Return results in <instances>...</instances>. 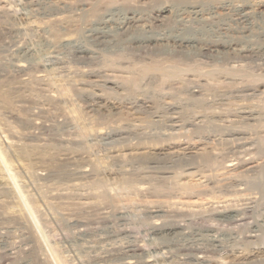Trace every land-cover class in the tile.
I'll return each instance as SVG.
<instances>
[{"label":"rangeland","instance_id":"obj_1","mask_svg":"<svg viewBox=\"0 0 264 264\" xmlns=\"http://www.w3.org/2000/svg\"><path fill=\"white\" fill-rule=\"evenodd\" d=\"M166 2L169 21L150 26ZM256 2L0 0V156L68 264H127L118 254L96 259L110 242L142 246L130 264H264V53L138 51L129 38L88 37L108 13L138 11L150 21L142 30L262 47L264 9L240 17ZM77 45L91 54L77 55ZM22 59L26 69H13ZM14 197L1 173L0 264H28Z\"/></svg>","mask_w":264,"mask_h":264},{"label":"bare ground","instance_id":"obj_2","mask_svg":"<svg viewBox=\"0 0 264 264\" xmlns=\"http://www.w3.org/2000/svg\"><path fill=\"white\" fill-rule=\"evenodd\" d=\"M33 1V0H30V2ZM96 1V0H95ZM99 1V0H98ZM114 1V0H113ZM262 1V0H261ZM197 2V1H196ZM27 3V2H26ZM40 3V1H39ZM103 3V2H102ZM189 3V2H188ZM31 5L33 3H30ZM95 4V3H93ZM200 4V2H199ZM36 5V4H35ZM42 5V3H41ZM106 5V4H105ZM108 5V4H107ZM160 5V4H159ZM190 5V4H189ZM29 6V5H28ZM94 6V5H93ZM109 6V5H108ZM121 7V6H120ZM139 7V6H138ZM199 7V6H198ZM201 7V6H200ZM49 8V7H48ZM112 8V6H111ZM249 8V7H248ZM35 9V8H34ZM55 9V8H54ZM106 9V8H105ZM109 9V8H108ZM260 9H264V3L261 4V3H257L256 2V5L254 6V8H249V9H244L241 14H240V17L241 19L243 20H249V18L253 15V13L255 14V12H257V10L259 11ZM113 10V9H112ZM117 10V9H116ZM204 10V9H203ZM238 10V9H237ZM24 11V10H23ZM35 11V10H34ZM110 11V10H109ZM119 11V10H118ZM73 12V11H72ZM107 12V11H106ZM148 12V11H147ZM4 13V12H3ZM24 13V12H23ZM43 13V12H42ZM80 13V12H79ZM114 13V11H113ZM260 13V12H259ZM117 15L116 17H118L120 15L119 14H115ZM169 15L171 16V8L167 5V2H166V5H161L159 6V8L157 10H155V13H154V17H153V20H152V24H149L150 21L148 20L149 18H147L145 15L141 14V12L139 13L138 11H129L127 13L124 14V16L122 18H115L114 15L112 13H108V15L104 16V18L102 19V17L100 19H102V21L100 23H98L99 21H97V26L94 27L93 25V28H91V32L89 34V38L95 40L96 41H104V40H112L113 42H116V41H120L123 42L125 40H119L120 37H124L125 39H130L131 40V45L130 46H133L134 49L137 48L138 51H146L147 49L149 48H157L158 49H166V48H169L171 46H173L174 48L173 49H185L187 50L186 48H192L193 50H195L196 52H199V53H214V52H218V51H230L231 54L233 55H236V56H252V55H256V54H259V53H262L261 55H263L264 53V46L262 47H257L255 43H249V41H247L248 43H242V41H238V40H231L230 41H226V43H221L217 41H212V40H208V39H204L202 38V36H204V34H202L201 32H198L196 33L195 31H191V32H187L186 34L184 35H176L173 33L171 34V29L168 30L167 32H152V31H146V30H142V29H139V28H151L150 26H152L154 23H157V24H163V21H165L166 19H168ZM258 16V15H257ZM34 17V16H33ZM66 17V16H65ZM69 17V16H68ZM178 17V16H177ZM255 17V16H253ZM25 18V17H24ZM78 18V17H77ZM252 18V17H251ZM263 18V17H262ZM46 19V18H45ZM50 19V18H49ZM57 19V18H56ZM59 19V18H58ZM48 20V19H47ZM51 20V19H50ZM83 20V19H82ZM98 20V19H97ZM260 20V19H259ZM56 21V20H55ZM154 21V23H153ZM169 21V19H168ZM45 22V21H44ZM264 22V21H263ZM26 23V22H25ZM54 23V22H53ZM80 23V22H79ZM96 23V22H95ZM95 23H92V24H95ZM177 23V22H176ZM175 23V24H176ZM87 24V23H86ZM148 24L150 26H148ZM171 24V23H170ZM89 25V24H88ZM173 25V24H172ZM184 25V24H183ZM244 25V24H243ZM261 25V24H260ZM87 26V25H86ZM170 26V25H169ZM168 28H171V26ZM40 27V26H39ZM159 27V26H158ZM88 29V28H87ZM147 29V28H146ZM162 30V29H161ZM165 30V29H164ZM212 30V29H211ZM244 30V29H243ZM247 30V29H246ZM89 31V30H88ZM155 31V30H154ZM254 31V29H253ZM84 32V31H83ZM37 33V32H36ZM89 33V32H88ZM208 33V32H207ZM263 33V32H262ZM219 34V33H218ZM5 35V34H4ZM74 35V34H73ZM87 36V34H86ZM236 36V35H235ZM264 36V35H263ZM206 37V36H204ZM211 37V36H210ZM225 37V36H224ZM251 37V36H250ZM232 38V37H231ZM239 38V37H238ZM256 38V37H255ZM86 39V38H85ZM234 39H237V38H234ZM46 40V39H45ZM90 40V39H89ZM48 41V40H47ZM68 41V40H67ZM83 41V40H82ZM264 41V40H263ZM83 42H86V41H83ZM93 42V41H91ZM106 42V41H105ZM127 42V41H126ZM75 43V42H74ZM80 43V42H79ZM104 43V42H103ZM106 43H109V42H106ZM105 43V44H106ZM120 43L118 44V46H120ZM264 43V42H263ZM22 44V43H21ZM67 44V43H66ZM89 44V43H88ZM91 44V43H90ZM114 44V43H113ZM112 44V45H113ZM128 44V43H127ZM247 44V45H246ZM9 45V44H8ZM65 45V44H63ZM75 45V44H74ZM84 45V43H83ZM83 45L81 46H74L75 47V52L77 55H88V54H91L88 50L89 49H86L85 46L84 48L82 47ZM86 45V43H85ZM92 45V44H91ZM95 45V44H94ZM111 45V46H112ZM38 46V45H37ZM67 46V45H66ZM96 46V45H95ZM98 46V45H97ZM114 46V45H113ZM123 46V45H121ZM126 46V45H125ZM10 47V46H9ZM22 48V47H21ZM98 48V47H97ZM101 48V47H100ZM116 48V47H115ZM114 48V49H115ZM123 48V47H122ZM15 49V48H14ZM19 49V48H18ZM25 49V47H24ZM29 49V48H27ZM26 49V50H27ZM34 49V48H32ZM39 49V48H38ZM37 49V50H38ZM72 49V48H71ZM93 49V48H92ZM105 49V48H104ZM118 49V48H116ZM120 49V48H119ZM10 50V49H9ZM47 50V49H46ZM70 50V49H69ZM98 50V49H97ZM108 50V49H107ZM106 50V51H107ZM51 51V50H50ZM112 51V50H111ZM110 51V52H111ZM120 51H124V50H120ZM137 51V50H136ZM160 51V50H158ZM157 51V52H158ZM169 51V50H168ZM166 51V52H168ZM194 51V52H195ZM19 52V51H18ZM22 52V51H21ZM27 52V51H26ZM46 53V51H44ZM69 52V51H68ZM94 52V50H93ZM109 52V51H108ZM114 52H117V50H115ZM113 52V53H114ZM129 52V51H128ZM133 52V51H132ZM38 53V51L36 52ZM34 53V54H36ZM54 53V52H53ZM112 53V52H111ZM152 53V52H150ZM94 54V53H92ZM115 54V53H114ZM158 54V53H157ZM29 55V54H28ZM40 54H37L34 56V62H39L38 59H39V56ZM53 55V54H52ZM120 55V54H119ZM30 56V55H29ZM41 56V55H40ZM91 56V55H90ZM89 56V57H90ZM99 56V54H98ZM135 56V55H134ZM45 57V56H44ZM51 57V56H50ZM49 57V58H50ZM80 57V56H79ZM30 58V57H29ZM33 58V57H32ZM47 58V57H46ZM81 58V57H80ZM8 59V58H6ZM21 59V58H20ZM31 59V58H30ZM42 59V58H41ZM48 59V58H47ZM87 59V58H86ZM23 60V59H22ZM15 60L14 62H12L11 66L13 67V69H15L16 71H24L27 67V65L25 64V61L23 60ZM28 60V59H27ZM26 60V61H27ZM45 60V59H44ZM58 60V59H57ZM36 62V64H37ZM51 62V61H50ZM30 63V62H29ZM32 63V62H31ZM61 63V62H60ZM1 64V63H0ZM79 64V63H78ZM42 65V64H40ZM59 65V64H58ZM7 66V65H6ZM30 66V65H29ZM32 66V65H31ZM39 66V64L37 65ZM44 66V65H43ZM120 68V67H119ZM33 69V68H32ZM36 69V68H35ZM45 69V68H44ZM43 70V69H42ZM93 70V69H92ZM133 70V69H132ZM119 71V70H118ZM45 72V71H44ZM47 72V71H46ZM50 72V71H49ZM89 72V71H88ZM101 77V76H100ZM110 80V79H109ZM118 80V79H117ZM112 81V80H111ZM104 82V81H103ZM113 82V81H112ZM255 87V86H254ZM83 90V89H82ZM91 95L93 96L94 94L91 93ZM100 95V94H99ZM111 95V94H109ZM97 97V96H96ZM101 98V97H100ZM4 100H2V102H4L5 105H9L10 104V100H8L7 97H4L3 98ZM12 106V105H11ZM110 107V106H109ZM250 112V111H249ZM255 112V111H254ZM217 114V113H216ZM245 114V113H244ZM206 115V114H205ZM212 115V114H211ZM264 115V114H263ZM109 116V115H108ZM154 116V115H153ZM164 116V115H163ZM217 116V115H215ZM248 116V115H247ZM166 117V116H165ZM259 117V116H258ZM133 119V118H132ZM255 120H259V119H255ZM239 121V120H238ZM189 124V123H187ZM256 125V124H255ZM254 125V126H255ZM259 125V124H258ZM137 126V125H136ZM253 126V127H254ZM149 128V127H148ZM109 129V128H108ZM133 129V128H132ZM125 130V129H124ZM166 131V130H165ZM118 132V131H117ZM116 132V133H117ZM105 133V132H104ZM121 135V134H120ZM120 142V141H119ZM134 145V144H133ZM137 145V144H135ZM140 145V144H139ZM141 147V146H140ZM144 148V147H143ZM140 153V152H139ZM164 153V152H163ZM167 155V154H166ZM142 156V155H140ZM168 156V155H167ZM111 157V156H110ZM147 158V157H146ZM158 158V157H157ZM134 160V159H133ZM132 161V160H131ZM130 161V162H131ZM146 161V160H145ZM206 161V160H205ZM203 161V162H205ZM124 163V162H123ZM206 163V162H205ZM140 164V163H139ZM163 164V163H162ZM231 164H229L230 166ZM228 166V167H229ZM232 166V165H231ZM110 167V166H109ZM157 168V167H156ZM109 170V169H108ZM127 171V170H126ZM152 171V170H151ZM2 173V175H5L8 177V179H10V183L12 185V190L14 191V195L17 199V203H19L18 205H20V207L18 206V212H19V215L16 213L17 216H20L21 219H23L24 221V226H25V223H26V229H24V231L27 230V236L28 237H24L26 239V241L24 240V244L25 245V248L22 250L23 247H21V250H22V255L24 256V258L27 260L28 264H68V262H66V258L64 256H62V253H60L61 251H59V249H57V247H55L54 245H52V242L51 244L47 242V240L45 239V236L43 237L42 234H41V231H40V227L39 225L41 224H37L36 222L38 223H41L40 221H35L37 220V207L34 203V201H32L28 195H25L23 196L20 191L17 189V186L16 184H14V181L13 179L11 178V175H10V164H8L6 162V160L4 158H2L0 156V174ZM146 173V172H145ZM109 175V174H108ZM154 177V176H153ZM82 178V177H81ZM128 180V179H127ZM137 186V185H136ZM207 186V185H206ZM142 187V186H141ZM185 192V191H184ZM136 193V192H135ZM237 193V192H236ZM188 194V193H187ZM3 195V194H2ZM185 195V194H184ZM97 196V195H96ZM107 197V196H105ZM98 199V198H97ZM109 199V198H108ZM115 199V198H114ZM125 200V199H124ZM2 201V200H1ZM3 202V201H2ZM107 202V201H106ZM4 203V202H3ZM8 203V202H7ZM16 203V204H17ZM9 204V203H8ZM92 204V203H91ZM2 205V204H1ZM15 205V204H14ZM105 205V204H104ZM17 206V205H16ZM1 207V206H0ZM90 207V206H89ZM21 208V209H19ZM12 209V208H11ZM10 210V209H9ZM14 210V209H13ZM16 210V209H15ZM100 210V209H99ZM11 211V210H10ZM190 211V210H189ZM228 211V210H227ZM229 211H232V210H229ZM7 212V211H6ZM13 212V211H12ZM153 212V211H152ZM151 212V213H152ZM225 212V211H224ZM156 213V212H154ZM5 214V213H4ZM96 214V213H95ZM215 214V213H214ZM243 214V213H242ZM13 215H15L13 213ZM108 215V214H107ZM12 216V215H11ZM153 217V215H151ZM157 216V215H156ZM13 217V216H12ZM41 217V216H40ZM97 217V216H96ZM229 217V216H228ZM5 218V217H4ZM9 218V217H8ZM17 218V217H15ZM19 218V217H18ZM36 218V219H35ZM157 218V217H155ZM185 218V217H184ZM227 218V217H226ZM41 218H39L40 220ZM85 219V218H84ZM7 220V219H6ZM10 220V219H9ZM20 220V219H19ZM98 220V219H97ZM100 220V219H99ZM155 220V219H154ZM169 220V219H168ZM237 220V219H236ZM235 220V221H236ZM56 221V219H55ZM66 221V220H65ZM70 221V220H69ZM166 221V220H165ZM164 221V222H165ZM181 221V220H180ZM241 221V220H240ZM263 221V220H262ZM1 222V221H0ZM14 222V221H12ZM21 222V221H20ZM59 222V221H58ZM9 223V222H8ZM43 223V222H42ZM46 223V222H45ZM84 223V222H83ZM81 224L80 226L83 228V225L85 224ZM186 223V222H185ZM234 223V222H233ZM21 224V223H20ZM96 224V223H95ZM259 224V223H258ZM263 224V223H262ZM43 225V224H42ZM154 225V226H153ZM153 227L154 229L155 228H158V225L156 224V222H153ZM187 225V224H186ZM69 226V225H68ZM67 226V227H68ZM86 226V225H84ZM165 226V225H164ZM181 226V225H180ZM240 226V225H239ZM260 226V225H259ZM5 227V226H4ZM80 227V228H81ZM152 227V228H153ZM176 228H178L179 226H175ZM174 227V228H175ZM248 227V226H247ZM264 227V225H263ZM3 228V227H2ZM88 228V227H87ZM86 228V229H87ZM182 228V227H181ZM211 229V228H210ZM101 230V229H100ZM179 230V228H178ZM181 230V229H180ZM253 230V229H252ZM96 232V231H95ZM152 232V231H150ZM2 233V232H0ZM22 233V232H21ZM93 233V232H92ZM111 233V232H110ZM123 233V232H122ZM197 233V232H196ZM87 234V233H86ZM84 234L82 231L79 232L78 230V233L76 236L77 239L81 240V241H84L85 238L84 236L86 235ZM93 236V234H91ZM102 235V234H101ZM113 235V234H112ZM111 235V236H112ZM254 235V234H253ZM252 235V236H253ZM96 235L94 234V239L96 238L95 237ZM115 236V234H114ZM215 236V235H214ZM221 236V235H220ZM248 236V235H246ZM250 236V235H249ZM18 237V236H16ZM86 237H90V236H87ZM212 237V236H211ZM104 238V236H103ZM102 238V239H103ZM116 238V237H115ZM129 238V237H128ZM194 238V237H193ZM89 239V238H88ZM91 239V238H90ZM94 239L92 238V241H94ZM100 239V238H99ZM214 239V238H213ZM221 239V238H220ZM191 240V239H190ZM19 241V240H18ZM78 241V240H77ZM96 241V239H95ZM97 241H100L98 240V237H97ZM115 241V240H114ZM113 241V242H114ZM118 241V240H117ZM129 241V240H128ZM155 241V240H154ZM213 242V240H211ZM10 242V241H9ZM17 242V241H16ZM79 242V241H78ZM86 243V241H84ZM88 242V241H87ZM127 242V241H126ZM136 242V240L134 241ZM19 243V242H18ZM89 243V242H88ZM87 243V245H88ZM94 243V242H93ZM103 243V242H102ZM111 243V242H110ZM108 244V245H111L109 247H105V249H102L100 250L97 254H96V259L97 260H107L109 259V257H111L112 255L114 254H118L119 256H123L124 260L126 261L127 264H130L131 263V260H132V254L134 255V253L136 252H142L143 248H141L139 245L137 244H130V243H125L124 245H120V246H113L112 243L111 244ZM122 243V242H121ZM120 243V244H121ZM124 243V242H123ZM132 243V242H131ZM171 243V242H170ZM8 244V243H7ZM104 244V243H103ZM119 244V243H118ZM203 244V243H202ZM222 244V243H221ZM56 245V244H55ZM75 245V244H74ZM96 245V244H95ZM99 245V242L98 244ZM102 245V244H101ZM100 245V246H101ZM105 245V244H104ZM155 245V244H154ZM185 245V244H184ZM195 245V244H194ZM11 246V245H10ZM81 246V245H79ZM84 246V245H83ZM99 246V248H100ZM180 246V245H179ZM190 246V245H189ZM93 247V246H92ZM98 246H96L97 248ZM102 247V246H101ZM159 246H157L158 248ZM191 247V246H190ZM88 248H91L88 246ZM95 248V249H96ZM13 249V248H12ZM92 249V248H91ZM161 249V248H159ZM185 250H189L187 248H183ZM80 250V249H79ZM88 250V249H87ZM177 250V249H176ZM204 250V249H203ZM1 251V250H0ZM4 251V250H3ZM94 251V250H93ZM191 251V250H190ZM193 251L194 253L198 254V255H201V253L205 254V250L202 251L201 248L199 247H196L195 246L193 247ZM208 251V250H207ZM5 253H7L6 251H4ZM18 252V251H17ZM20 252V251H19ZM146 252V251H145ZM160 252V251H159ZM185 252V251H183ZM188 252V251H187ZM3 253V254H5ZM73 253V252H72ZM149 253V252H147ZM1 254V253H0ZM11 255L13 253H10ZM188 254V253H187ZM20 255V254H19ZM21 255V256H22ZM93 255V254H92ZM186 255V254H185ZM4 256V255H3ZM8 256V255H6ZM5 256V257H6ZM15 256V254H14ZM136 256V255H135ZM149 256V255H148ZM190 256V255H189ZM1 257V256H0ZM10 257V256H9ZM118 257V256H117ZM198 257V256H197ZM2 258V257H1ZM4 258V257H3ZM11 258V257H10ZM116 258V256H115ZM115 258H112V259H115ZM139 258V257H138ZM195 258V256H194ZM201 258H203V256H201ZM12 259V258H11ZM10 259V260H11ZM23 259V257H22ZM120 259V258H119ZM135 259V258H134ZM145 259H146V256H145ZM207 259V258H206ZM8 260V259H7ZM85 260V259H84ZM152 260V259H151ZM113 261V260H112ZM111 261V262H112ZM123 261V260H122ZM144 261V260H143ZM26 262V261H25ZM78 262V261H77ZM82 262V261H81ZM110 262V261H109ZM110 262V263H111ZM114 262V261H113ZM79 263V262H78ZM123 263V262H122ZM27 264V263H26ZM108 264V263H107Z\"/></svg>","mask_w":264,"mask_h":264}]
</instances>
